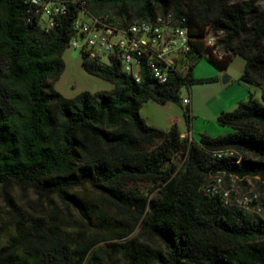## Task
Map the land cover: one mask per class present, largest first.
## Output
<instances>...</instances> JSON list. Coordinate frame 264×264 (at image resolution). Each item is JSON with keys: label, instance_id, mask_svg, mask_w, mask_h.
Segmentation results:
<instances>
[{"label": "trees", "instance_id": "1", "mask_svg": "<svg viewBox=\"0 0 264 264\" xmlns=\"http://www.w3.org/2000/svg\"><path fill=\"white\" fill-rule=\"evenodd\" d=\"M86 3L93 14L129 22L172 12L192 38L189 55L198 58H207L202 38L209 26L226 54L209 62L224 71L234 56L242 58L239 82L259 89L260 100L249 93L218 115L231 132L182 145L175 125L151 127L139 109L149 100L179 102L182 87L203 82L192 77L191 60L185 74L158 84L147 71L137 83L118 65L82 55L84 71L113 88L66 98L54 83L77 7L69 5L46 30L24 0H0V187L31 191L49 205L56 198L76 216L67 223L57 209L37 215L9 202L16 214L11 228L0 225V264H117L116 253L123 264H264V206L260 214L225 208L202 193L219 175L264 185V0ZM223 150L234 155H213ZM177 157L181 165L168 166ZM85 188L97 197L79 192ZM137 226L165 251L130 237ZM92 229L121 242L95 248L103 237H86Z\"/></svg>", "mask_w": 264, "mask_h": 264}, {"label": "rangeland", "instance_id": "2", "mask_svg": "<svg viewBox=\"0 0 264 264\" xmlns=\"http://www.w3.org/2000/svg\"><path fill=\"white\" fill-rule=\"evenodd\" d=\"M64 68L54 83V88L64 97L72 98L83 91L95 93L98 91H110L113 85L99 77L88 74L82 68V54L78 49L68 46L62 56ZM187 60L192 61V77L203 82L196 83L190 87H182L179 93V102H168L160 105L152 100L143 103L139 109L140 117L151 127L167 131L175 125L180 133L190 131V138L197 141L201 135L205 134L211 137L221 136L231 132L227 126H222L217 122V117L221 112L232 111L239 102L246 101L249 93L260 100V90L239 82L240 75L243 71L244 61L239 56H234L226 70L221 71L216 68L207 58H198L189 55ZM186 66H180L179 70L185 74L188 70ZM230 80L223 83V76ZM212 79V81H206ZM184 97H190L191 103L188 106L182 103ZM190 109V120L187 121L184 112ZM185 139L181 141L183 145ZM181 159L175 158L168 166L181 165ZM238 178L226 179L224 176H214L212 182L208 184L205 190L217 189L218 191L233 192L234 196L247 197L257 196L264 205V185L259 186L256 181L249 179L247 182H240ZM89 197L96 198L97 195L89 188L80 190ZM9 202H14L17 207L23 211L32 214L46 213L50 210L61 211V216H66L67 223H73L76 219L73 212H68L60 202L54 198L53 203L49 205L46 201L38 199L31 191L21 190L14 186L7 188L0 187V225L2 230L11 228L10 221L16 212L11 210ZM264 215V214H263ZM3 233V231H2ZM86 237L91 240H97L103 237L102 242L95 248L109 243H120L121 240L110 238L102 234L98 229L85 231ZM132 238L137 237L140 242L147 243L152 247L165 251L163 243L156 237L141 232L140 226H137L132 232ZM1 241V237H0ZM114 260L117 264H123L124 259L116 253Z\"/></svg>", "mask_w": 264, "mask_h": 264}, {"label": "built area", "instance_id": "3", "mask_svg": "<svg viewBox=\"0 0 264 264\" xmlns=\"http://www.w3.org/2000/svg\"><path fill=\"white\" fill-rule=\"evenodd\" d=\"M28 12L39 26L48 30L56 24V18L64 15L69 5L77 7L73 20V34L69 46L78 49L87 60L103 66H119L122 73L141 82L144 71L158 84H166L170 75L180 73V66L189 65L187 57L192 51V38L186 26L168 23L167 13L157 24L140 28L130 23L113 24L107 16L92 14L84 0H26ZM206 48L205 57L222 60L226 54L212 50L213 37L208 35V26L202 38ZM182 103L189 107L190 97ZM190 116V110H189ZM190 132L181 138L190 139ZM215 157L232 156V150L216 151ZM206 196L216 198L225 208L262 213L263 202L257 196L237 197L233 192L218 191L211 187L202 190Z\"/></svg>", "mask_w": 264, "mask_h": 264}, {"label": "bare ground", "instance_id": "4", "mask_svg": "<svg viewBox=\"0 0 264 264\" xmlns=\"http://www.w3.org/2000/svg\"><path fill=\"white\" fill-rule=\"evenodd\" d=\"M24 1L26 3V0H24ZM84 5H85V7H87L86 0H84ZM171 13H167L168 23H172L174 25H182L183 23L180 20H178L179 18H177V19L174 18V16L172 15L173 13L172 14ZM162 15L163 14H157L155 17H153V19H149V20H138V21L129 22V21H126V20L125 21H121L119 18L117 19V18L113 17V15H111L110 13L101 14V16H107L112 21L113 24L130 23L133 26L140 27V28H147V26H149V25L157 24L158 23V19L162 18ZM210 29L211 28L208 26V35L213 37L212 50H215L217 54H224V52L222 50V45L219 43V37L217 35H215L214 33H212ZM132 79L135 82L138 83V78H132Z\"/></svg>", "mask_w": 264, "mask_h": 264}, {"label": "water", "instance_id": "5", "mask_svg": "<svg viewBox=\"0 0 264 264\" xmlns=\"http://www.w3.org/2000/svg\"><path fill=\"white\" fill-rule=\"evenodd\" d=\"M229 81V78L227 76H223V83H227Z\"/></svg>", "mask_w": 264, "mask_h": 264}, {"label": "crops", "instance_id": "6", "mask_svg": "<svg viewBox=\"0 0 264 264\" xmlns=\"http://www.w3.org/2000/svg\"><path fill=\"white\" fill-rule=\"evenodd\" d=\"M230 80V79H229ZM190 132V131H189ZM181 134H183V133H181ZM191 139V138H190ZM192 140V139H191Z\"/></svg>", "mask_w": 264, "mask_h": 264}]
</instances>
